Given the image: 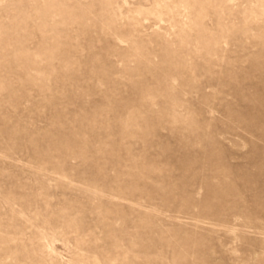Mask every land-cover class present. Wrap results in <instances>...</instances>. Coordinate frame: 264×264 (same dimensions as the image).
Instances as JSON below:
<instances>
[{"label":"rangeland","instance_id":"374dc122","mask_svg":"<svg viewBox=\"0 0 264 264\" xmlns=\"http://www.w3.org/2000/svg\"><path fill=\"white\" fill-rule=\"evenodd\" d=\"M0 264H264V0H0Z\"/></svg>","mask_w":264,"mask_h":264}]
</instances>
